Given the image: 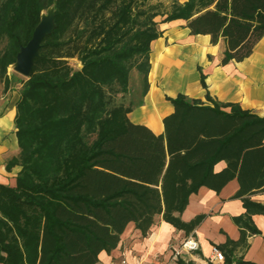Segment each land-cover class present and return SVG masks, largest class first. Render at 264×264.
I'll return each instance as SVG.
<instances>
[{
	"label": "trees",
	"instance_id": "trees-1",
	"mask_svg": "<svg viewBox=\"0 0 264 264\" xmlns=\"http://www.w3.org/2000/svg\"><path fill=\"white\" fill-rule=\"evenodd\" d=\"M168 2L0 0V82L21 83V151L8 168L22 166L15 186L0 184V264H97L131 223L147 236L159 218L191 234L206 215L182 219L190 196L203 186L219 193L233 179L247 212L235 218L240 240L229 242L246 246L248 235L260 233L252 215L264 214V205L247 197L264 192V116L209 93V103L169 97L174 112L162 134L129 113L150 88L162 23L184 19L191 34L225 41L223 64L241 62L264 37V0ZM51 6L56 27L31 76L11 77L20 45ZM134 71L142 100L117 103L130 92ZM221 162L226 166L217 170Z\"/></svg>",
	"mask_w": 264,
	"mask_h": 264
},
{
	"label": "crops",
	"instance_id": "crops-1",
	"mask_svg": "<svg viewBox=\"0 0 264 264\" xmlns=\"http://www.w3.org/2000/svg\"><path fill=\"white\" fill-rule=\"evenodd\" d=\"M184 3L187 0H179ZM163 35L153 41L150 72V88L142 105L129 113L137 124L150 127L156 134L165 131L164 118L174 112L169 97L182 93L209 103L207 93L221 102H237L264 116V37L253 53L241 62L222 63L226 43L222 39L212 44L211 36L191 34L187 21L177 19L160 25ZM156 60V61H155ZM9 74V73H8ZM202 74L207 87L202 84ZM10 75V74H9ZM4 83V82H3ZM0 83V184L15 186L21 165L8 168L9 161L21 151L17 136L16 113L20 98L19 87L6 88ZM226 166L221 162L217 170ZM240 189L237 179L231 180L219 193L201 187L190 196L189 204L182 213L184 221L200 214L206 217L191 234L179 230L159 218L147 236L131 223L122 235L119 246L111 253L103 251L97 264H163L172 259L174 249L193 236L200 248L183 253L182 261L195 264H264V214L252 215L259 234L247 237V245H232L242 236V229L235 218L246 214L244 199L235 197ZM264 205V192L247 197ZM225 249L226 258L219 261L213 257V248ZM243 260L245 263H238Z\"/></svg>",
	"mask_w": 264,
	"mask_h": 264
},
{
	"label": "water",
	"instance_id": "water-1",
	"mask_svg": "<svg viewBox=\"0 0 264 264\" xmlns=\"http://www.w3.org/2000/svg\"><path fill=\"white\" fill-rule=\"evenodd\" d=\"M56 27V9L51 6L43 12L40 22L36 25L31 39L26 45H20L16 61L12 64L14 70L24 77H30L35 59L40 57V49L44 38L52 34Z\"/></svg>",
	"mask_w": 264,
	"mask_h": 264
},
{
	"label": "rangeland",
	"instance_id": "rangeland-1",
	"mask_svg": "<svg viewBox=\"0 0 264 264\" xmlns=\"http://www.w3.org/2000/svg\"><path fill=\"white\" fill-rule=\"evenodd\" d=\"M164 2L169 4L168 0H164ZM44 12L46 13L47 10H45ZM71 63L75 68H78L81 66L80 61L77 58L71 59ZM8 73L10 74L11 77L15 76L17 78H23V75L16 72L12 65L9 67ZM3 84L4 83H2V86H4ZM15 85L18 86L19 88L21 87V83L16 82ZM142 90H143V86H142L141 77L137 72L134 71L132 75V83H131L130 92L125 95H118L116 98V102L117 103L125 102L126 104L134 103L137 105L143 98Z\"/></svg>",
	"mask_w": 264,
	"mask_h": 264
},
{
	"label": "built area",
	"instance_id": "built-area-1",
	"mask_svg": "<svg viewBox=\"0 0 264 264\" xmlns=\"http://www.w3.org/2000/svg\"><path fill=\"white\" fill-rule=\"evenodd\" d=\"M199 248V241L195 237L191 236L185 239L178 248H175L172 259L164 262L163 264H180L179 261L183 253H191L197 251ZM213 257L219 261L225 260V254L217 246L213 248ZM122 264H128L127 260H122ZM185 264H190V262L185 261Z\"/></svg>",
	"mask_w": 264,
	"mask_h": 264
},
{
	"label": "bare ground",
	"instance_id": "bare-ground-1",
	"mask_svg": "<svg viewBox=\"0 0 264 264\" xmlns=\"http://www.w3.org/2000/svg\"><path fill=\"white\" fill-rule=\"evenodd\" d=\"M156 61V60H155Z\"/></svg>",
	"mask_w": 264,
	"mask_h": 264
}]
</instances>
